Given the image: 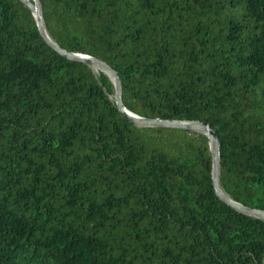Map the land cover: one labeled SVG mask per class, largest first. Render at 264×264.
Returning <instances> with one entry per match:
<instances>
[{
  "label": "trees",
  "instance_id": "1",
  "mask_svg": "<svg viewBox=\"0 0 264 264\" xmlns=\"http://www.w3.org/2000/svg\"><path fill=\"white\" fill-rule=\"evenodd\" d=\"M39 3L129 111L208 124L221 188L264 210V0ZM96 70L0 0V264H264V219L216 195L207 136L129 121Z\"/></svg>",
  "mask_w": 264,
  "mask_h": 264
},
{
  "label": "water",
  "instance_id": "2",
  "mask_svg": "<svg viewBox=\"0 0 264 264\" xmlns=\"http://www.w3.org/2000/svg\"><path fill=\"white\" fill-rule=\"evenodd\" d=\"M23 4H25L28 9L32 12L33 10H36L38 6H40L39 0H33V2H30L28 0H20ZM38 5V6H37ZM34 16V15H33ZM36 25L40 31V34L43 36L45 41L51 45L58 53H60L62 56L68 59H74L81 62L86 63L90 67L92 65L98 66L102 72H104L106 75L109 76V78H112V82L114 85V91H115V97H116V104L119 108V110L125 115V117L138 125L143 126H160L163 128H178V129H186L190 131H195L199 133H203L207 136L209 139V150L211 153L212 158V170H211V180L212 185L214 187L216 195L224 201L227 205L231 206L233 209L252 216L260 217L264 219V210L257 209V208H251L245 205H242L231 198H229L223 189L220 186L218 175H217V166H216V159L215 154L217 153V136L213 129L206 123H200V122H192V121H178V120H162L158 118H146L139 115L134 114L133 112L129 111L127 108H125L121 102L120 98V85H119V78L115 71L111 69L104 61L91 57L87 54H81V53H74L70 51H66L60 47H58L47 35L45 31V27L43 25V21L40 16H34ZM216 147V149H215ZM217 162H218V153H217Z\"/></svg>",
  "mask_w": 264,
  "mask_h": 264
},
{
  "label": "bare ground",
  "instance_id": "3",
  "mask_svg": "<svg viewBox=\"0 0 264 264\" xmlns=\"http://www.w3.org/2000/svg\"><path fill=\"white\" fill-rule=\"evenodd\" d=\"M32 2H33V1H32ZM37 6H38V5H37ZM32 13H33L34 16H40V9H39V6L37 7L36 10H33ZM92 68H93V70H94V69H98V70L101 71V69H100L98 66H96V65H92ZM110 79L113 80L112 78H110ZM215 149H216V147H215ZM216 151H217V149H216ZM215 156H216L215 159H216L217 174H218L217 153L215 154Z\"/></svg>",
  "mask_w": 264,
  "mask_h": 264
},
{
  "label": "rangeland",
  "instance_id": "4",
  "mask_svg": "<svg viewBox=\"0 0 264 264\" xmlns=\"http://www.w3.org/2000/svg\"><path fill=\"white\" fill-rule=\"evenodd\" d=\"M28 1L32 2L33 0H28ZM94 70H96V69H94ZM96 71H98V70H96ZM99 71H100V70H99ZM111 97L114 98V99H116L115 94L112 95Z\"/></svg>",
  "mask_w": 264,
  "mask_h": 264
}]
</instances>
